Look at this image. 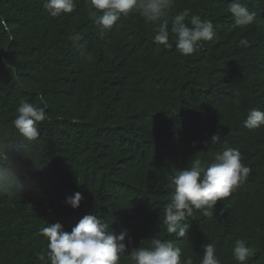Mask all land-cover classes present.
Returning a JSON list of instances; mask_svg holds the SVG:
<instances>
[{"label": "trees", "instance_id": "1", "mask_svg": "<svg viewBox=\"0 0 264 264\" xmlns=\"http://www.w3.org/2000/svg\"><path fill=\"white\" fill-rule=\"evenodd\" d=\"M232 2L176 0L164 17L172 44L165 48L138 13L101 34L87 0L58 17L43 0H0V20L14 37L0 28V140L13 173L29 178L23 192L0 193V264H45L48 240L40 229L59 222L70 232L89 213L114 234L126 232V243L131 238L120 264H131V249L153 236L194 264L208 243L220 264H238L232 248L242 239L255 253L247 264H264V125H244L251 109L264 111V0H240L256 13L244 28L232 27ZM184 8L216 32L188 57L170 31ZM241 39L249 46H239ZM21 100L45 108L35 141L13 126ZM217 132L226 144L207 146ZM226 146L251 169L247 181L218 201L211 217L194 209L196 218L183 221L185 237L167 233L171 178L193 158L210 163ZM76 192L83 199L74 209L66 198Z\"/></svg>", "mask_w": 264, "mask_h": 264}, {"label": "clouds", "instance_id": "2", "mask_svg": "<svg viewBox=\"0 0 264 264\" xmlns=\"http://www.w3.org/2000/svg\"><path fill=\"white\" fill-rule=\"evenodd\" d=\"M87 4L89 16L100 26L101 34L111 30L122 16L126 18L130 14L138 13L146 24L154 26V43L165 48L172 47L169 42V23L164 17L174 7L176 0H87ZM42 6L50 16L58 17L72 13L77 5L75 0H43ZM101 11L102 15L98 14ZM229 11L233 17V28H244L255 21L256 13L250 12L240 0H233ZM0 28L9 32V40L14 39L5 21L0 20ZM170 31L176 48L185 57L193 55L200 47V42L216 38L213 23L210 20H202L199 15H191L188 8H184L172 18ZM75 39L77 37L73 36V40ZM239 46L248 47L249 42L247 39H241ZM234 102L239 103V100ZM16 111L18 114L13 121L14 128L27 141H35L39 136L37 125L47 119L45 108L21 100ZM244 125L248 129L264 125V111L251 109ZM204 143L208 146L226 144V141H222L217 132ZM6 147L5 142L0 140V193L12 190L23 192L29 178L25 177V181H21L13 173L8 166ZM250 172L251 169L241 162L240 151L227 146L214 152L210 163L193 158L189 168L180 170L170 180L174 193L164 208L162 221L163 225H166L167 233L185 237L188 225L183 221L190 217L196 218L193 216L194 209L201 210L204 216L211 217L217 202L228 198L244 184ZM82 199V193L76 192L66 198V203L75 209L79 207ZM40 234L48 240L47 261H50V264H120L121 258L129 252L128 246L131 244L130 237L127 243L125 242L126 232L114 234L109 231V224L91 213L83 215L70 232L65 231L61 223L56 222L42 227ZM254 254L244 240L235 241L232 256L238 264H247L249 257ZM39 259L45 261V256L41 254ZM129 259L131 264H194L192 257L181 261L180 247L155 236L150 238L148 246L131 249ZM200 264H220L214 244L203 245Z\"/></svg>", "mask_w": 264, "mask_h": 264}]
</instances>
